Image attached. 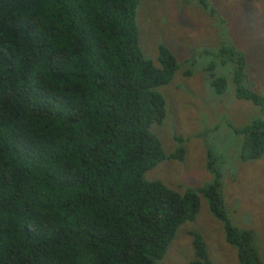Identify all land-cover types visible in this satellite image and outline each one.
Here are the masks:
<instances>
[{
    "label": "trees",
    "instance_id": "obj_1",
    "mask_svg": "<svg viewBox=\"0 0 264 264\" xmlns=\"http://www.w3.org/2000/svg\"><path fill=\"white\" fill-rule=\"evenodd\" d=\"M137 4L0 0V264H160L199 194L235 247L229 264H260L252 230L226 215L230 168L221 157L207 151L212 179L181 192L146 179L165 157L181 160L185 137L173 135L165 154L149 131L165 113L158 87L180 62L162 43L156 64L143 55ZM214 56L217 64L204 66L212 92L226 89L215 68L229 62L234 97L258 108L248 123L227 124L241 136L237 159L255 161L264 153V98L244 84L242 52L220 44ZM189 234L193 258L183 264H211L199 232Z\"/></svg>",
    "mask_w": 264,
    "mask_h": 264
},
{
    "label": "rangeland",
    "instance_id": "obj_2",
    "mask_svg": "<svg viewBox=\"0 0 264 264\" xmlns=\"http://www.w3.org/2000/svg\"><path fill=\"white\" fill-rule=\"evenodd\" d=\"M203 1L138 0L136 6L143 55L156 64L157 46L162 43L180 62L172 79L158 87L164 99V118L151 124L149 131L165 154L176 146L173 135L185 137L181 160L165 157L145 176L181 192L212 179L205 169L207 151L221 157L223 170L230 168L223 180L226 215L235 227L252 230L255 252L264 264V153L251 162L237 159L241 136L227 126L246 124L259 111L250 101L234 97L229 62L215 68L216 73H225L227 81L218 95L208 87L204 70L208 61L217 64L214 53L220 44H231L243 54L244 84L264 98V0ZM186 68L191 75L183 73ZM198 196L194 218L178 225L160 264H183L193 258L190 230L201 235L211 264L237 261L235 247L224 239L221 222Z\"/></svg>",
    "mask_w": 264,
    "mask_h": 264
},
{
    "label": "clouds",
    "instance_id": "obj_3",
    "mask_svg": "<svg viewBox=\"0 0 264 264\" xmlns=\"http://www.w3.org/2000/svg\"><path fill=\"white\" fill-rule=\"evenodd\" d=\"M163 118H164V116H163ZM163 118H162V119H163ZM151 124H153V123H151ZM151 124H150V125H151ZM149 127H150V126H149ZM152 134H153V133H152ZM153 135H154V134H153Z\"/></svg>",
    "mask_w": 264,
    "mask_h": 264
}]
</instances>
